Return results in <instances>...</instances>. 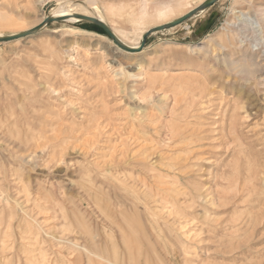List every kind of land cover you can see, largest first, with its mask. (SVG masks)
I'll return each mask as SVG.
<instances>
[{
    "label": "rangeland",
    "instance_id": "1",
    "mask_svg": "<svg viewBox=\"0 0 264 264\" xmlns=\"http://www.w3.org/2000/svg\"><path fill=\"white\" fill-rule=\"evenodd\" d=\"M207 1L0 0V37L142 36L0 43V264H264V0L140 48Z\"/></svg>",
    "mask_w": 264,
    "mask_h": 264
},
{
    "label": "water",
    "instance_id": "2",
    "mask_svg": "<svg viewBox=\"0 0 264 264\" xmlns=\"http://www.w3.org/2000/svg\"><path fill=\"white\" fill-rule=\"evenodd\" d=\"M219 1L220 0H209L204 5H202L199 8L193 10L192 12L186 14L185 16H182L178 20H176V21H174V22H172V23H170L168 25L158 26V27L154 28L153 30H150L149 32H147L143 36V40H142L140 48H143L145 46L146 40L152 34L157 33V32H162V31H165V30H169L171 28H175V27H177L179 25H182L183 23H185L188 20L192 19L200 11L207 10V9L211 8L212 6H214ZM80 19H81V21H85V22H89V23L95 24L96 26L101 28L109 37H111L113 40H115L114 34L112 33L111 29H109V27L105 23L101 22L100 20H98L96 18H91V17H87V16L81 17ZM56 21H60V20L59 19H54V18H47L39 26H37L36 28L28 30V31H26L24 33H21L19 35H15V36L11 35V36H7L5 38H0V43H8V42L20 40V39H23V38H27V37L31 36L34 32H36V31L40 30L41 28H43L45 25H47L49 23H52V22H56ZM133 52H135V51H133Z\"/></svg>",
    "mask_w": 264,
    "mask_h": 264
},
{
    "label": "bare ground",
    "instance_id": "3",
    "mask_svg": "<svg viewBox=\"0 0 264 264\" xmlns=\"http://www.w3.org/2000/svg\"><path fill=\"white\" fill-rule=\"evenodd\" d=\"M193 3V2H192ZM202 4L204 5V3H200V4H198V5H194L193 7H191L186 13H181L182 14V16H184L185 14H188V13H190V12H192L193 10H195L196 8H198V6H202ZM185 4H182L181 2H178L177 4H174V5H170V6H168V7H166V8H164L163 10H161L160 12H158V17H160V18H166V17H169L170 15H173L171 18H169L167 21H166V23H164V24H168V23H170V22H172V21H175V19H174V15L175 14H177V13H180L181 11V8L184 6ZM63 9V6L59 9L60 11ZM58 11V10H57ZM72 11V10H71ZM76 12H82V11H84L83 9L81 10V8L79 7L78 9L76 8V10H75ZM59 12V11H58ZM83 13V12H82ZM85 13V12H84ZM58 13L57 12H55V14L53 15V17L52 18H55V19H59L61 22H72V21H69V20H77V21H80L81 22V17H83V16H70L69 17V20H65V18L66 17H58V15H57ZM245 14V13H244ZM137 15V14H136ZM148 17L147 16H142V17H140V18H132V21L134 22V24L135 25H137V26H139V27H141V26H145L147 23H148V19H147ZM241 18H243V16H241ZM65 20V21H64ZM150 22V21H149ZM154 22V21H153ZM189 22H190V20H188L187 22H185L184 24H182L181 26H185V25H187L188 27V29H189V32H191V30H192V26L190 27L189 26ZM155 23V22H154ZM148 24H150V23H148ZM151 26V25H150ZM157 26H159V25H156V26H154V27H150L149 29L151 30L152 28H156ZM146 27H149V26H147L146 25ZM149 29H147V30H145V32H147ZM174 28H172V29H169V30H173ZM112 31V30H111ZM228 31H230V30H228ZM112 33L114 34V36H115V44H116V46L118 47V50H120V51H122V52H125V53H129L130 54V52H128V50H133V51H136V50H138L139 48H138V46L140 45V41H141V37L142 36H140V38H139V40H138V42L134 45L133 44V47H131V49H129V47L127 46V44L125 43V42H123L122 41V39H120V40H117V36L115 35V33L112 31ZM17 35H19V34H17ZM15 36V35H14ZM0 38H5V37H0ZM113 43V44H114ZM137 48V49H136ZM134 49H136V50H134ZM132 51V52H133ZM131 52V53H132ZM252 72V71H251ZM42 128V127H41ZM42 131V130H41ZM41 134V133H40ZM87 253H89V252H87ZM86 253V254H87ZM98 258H101V263L100 264H115V263H113V262H111V261H109V260H107V259H105V258H103V257H101V256H98ZM117 264V263H116Z\"/></svg>",
    "mask_w": 264,
    "mask_h": 264
}]
</instances>
